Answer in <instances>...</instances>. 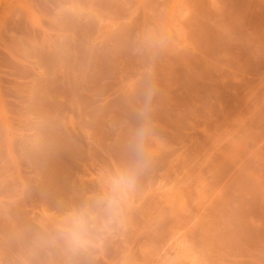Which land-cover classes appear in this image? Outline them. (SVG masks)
I'll use <instances>...</instances> for the list:
<instances>
[{
	"label": "rangeland",
	"instance_id": "1",
	"mask_svg": "<svg viewBox=\"0 0 264 264\" xmlns=\"http://www.w3.org/2000/svg\"><path fill=\"white\" fill-rule=\"evenodd\" d=\"M145 123L127 227L71 264H264V0H0V264H69L53 219Z\"/></svg>",
	"mask_w": 264,
	"mask_h": 264
},
{
	"label": "clouds",
	"instance_id": "2",
	"mask_svg": "<svg viewBox=\"0 0 264 264\" xmlns=\"http://www.w3.org/2000/svg\"><path fill=\"white\" fill-rule=\"evenodd\" d=\"M151 95L150 91L142 115L148 110ZM150 131L147 123L138 128L129 145L128 162L104 173L98 191L69 205L53 219L51 244L63 248L69 264L72 258L88 253L127 227L140 176L149 162L146 141Z\"/></svg>",
	"mask_w": 264,
	"mask_h": 264
}]
</instances>
